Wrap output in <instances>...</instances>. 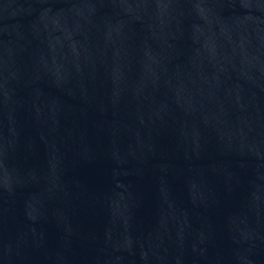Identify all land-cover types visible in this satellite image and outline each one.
<instances>
[{"label": "water", "instance_id": "95a60500", "mask_svg": "<svg viewBox=\"0 0 264 264\" xmlns=\"http://www.w3.org/2000/svg\"><path fill=\"white\" fill-rule=\"evenodd\" d=\"M0 264H264V0H0Z\"/></svg>", "mask_w": 264, "mask_h": 264}]
</instances>
